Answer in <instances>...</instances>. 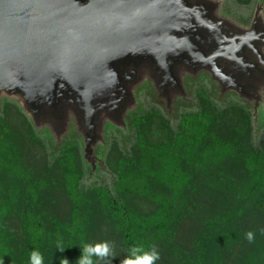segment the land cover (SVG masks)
I'll return each mask as SVG.
<instances>
[{"label": "trees", "instance_id": "16d2710c", "mask_svg": "<svg viewBox=\"0 0 264 264\" xmlns=\"http://www.w3.org/2000/svg\"><path fill=\"white\" fill-rule=\"evenodd\" d=\"M182 71L187 97L168 106L147 70L122 120L103 117L95 170L73 112L59 134L0 96V264H30L34 250L76 264L84 243L103 240L116 243L110 264L153 244L156 264H264V125L208 70Z\"/></svg>", "mask_w": 264, "mask_h": 264}, {"label": "water", "instance_id": "95a60500", "mask_svg": "<svg viewBox=\"0 0 264 264\" xmlns=\"http://www.w3.org/2000/svg\"><path fill=\"white\" fill-rule=\"evenodd\" d=\"M213 0H0V96H18L57 133L73 112L85 157L104 116L121 121L148 68L160 95L184 87L180 69L208 70L223 91L247 95L264 75L260 4L250 28L215 14ZM257 54L260 62L253 58Z\"/></svg>", "mask_w": 264, "mask_h": 264}, {"label": "clouds", "instance_id": "9594fccd", "mask_svg": "<svg viewBox=\"0 0 264 264\" xmlns=\"http://www.w3.org/2000/svg\"><path fill=\"white\" fill-rule=\"evenodd\" d=\"M246 239L251 243L254 240V233L248 231ZM56 249L64 252L66 247L61 241L57 242ZM81 254L76 264H110L111 259L116 256L115 241L103 240L94 243H84L81 246ZM160 259V253L155 244L150 246L133 245L127 249V255L121 264H156ZM30 264H44L43 254L34 250L30 256ZM60 264H70L67 258H63Z\"/></svg>", "mask_w": 264, "mask_h": 264}, {"label": "rangeland", "instance_id": "374dc122", "mask_svg": "<svg viewBox=\"0 0 264 264\" xmlns=\"http://www.w3.org/2000/svg\"><path fill=\"white\" fill-rule=\"evenodd\" d=\"M213 1L220 2V7L215 10V14H217L218 16H222L221 18H226V19L229 18V19H231L238 26H243V23H242L243 21L249 22V20L251 19V17L255 13L256 6L258 5V0H255L251 4H247V5H240L235 0H213ZM261 16L263 18L262 23L264 25V11L262 12ZM183 69L184 68L180 69V72H179L180 76H181V73L183 72L182 71ZM147 70H148V68H143L142 71L140 72V78L142 80L145 78L143 76V74H145ZM202 70L203 69H199L197 71H191V72L194 73V74L199 75V74H201ZM201 82H202V84L204 83L205 85H207V83H206L207 81L205 79H202ZM137 84H139V83H137ZM178 92L179 93H183L185 97H187L189 95V91L188 92L187 91L183 92L181 89L172 90L171 100H172L173 95L175 93H178ZM144 94H145L144 92H139V95H140L139 98L142 99V102L144 101L146 103V101H148L149 99H147L144 96ZM226 100H229V98L228 99L226 98ZM170 106H171V103H170ZM257 117H258L259 124L263 126L264 125V94H263V97L261 99V105H260ZM40 123H45V122L41 121ZM104 148H105L104 147V143H100L99 142V143L94 145L95 151L97 152V154H100V155H103V151L100 150V149H104Z\"/></svg>", "mask_w": 264, "mask_h": 264}, {"label": "flooded vegetation", "instance_id": "af4514ba", "mask_svg": "<svg viewBox=\"0 0 264 264\" xmlns=\"http://www.w3.org/2000/svg\"><path fill=\"white\" fill-rule=\"evenodd\" d=\"M252 20H251L250 25L249 23H247L248 25H243L241 27L244 29L250 28L252 24ZM262 52L264 53V45L262 46ZM253 58L255 61L260 62V58L258 57L257 54H253ZM260 65L264 68V64H262V62H260ZM246 92H247V95H243V96L248 99V101L253 105L254 110L257 111L258 113L260 105H261V99L264 94V75L260 74L254 80H252V86H250L246 90Z\"/></svg>", "mask_w": 264, "mask_h": 264}]
</instances>
